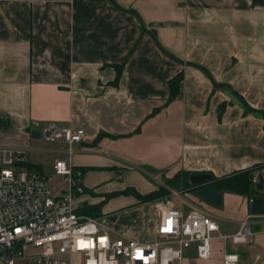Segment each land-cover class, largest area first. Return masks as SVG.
<instances>
[{
  "label": "crops",
  "instance_id": "obj_1",
  "mask_svg": "<svg viewBox=\"0 0 264 264\" xmlns=\"http://www.w3.org/2000/svg\"><path fill=\"white\" fill-rule=\"evenodd\" d=\"M115 1L137 12L178 60L159 50L134 14L108 0H0V144L33 150L31 141L39 138L32 130L51 123L83 129L71 159L88 169L85 193L74 206L92 218H99L88 215L103 200L99 192L134 187L147 193L164 185L160 177L180 171L221 177L264 164V0ZM179 72L178 94L167 102L168 80ZM50 143L53 161L65 155L64 143ZM115 174L121 182L100 185ZM166 187L173 209L170 198L181 193L186 199L175 210L200 207L223 236L235 234L247 218L257 231L252 245L214 239L209 259H198L191 246L176 264H223L224 252L237 253L238 264H264V214H250L246 195L219 191L220 204L212 205L193 186ZM124 200L123 210L100 209L101 217L130 209L137 216L131 233L113 223L112 237L161 240L156 209L146 224L139 214L150 204ZM75 258L72 264H81Z\"/></svg>",
  "mask_w": 264,
  "mask_h": 264
},
{
  "label": "built area",
  "instance_id": "obj_2",
  "mask_svg": "<svg viewBox=\"0 0 264 264\" xmlns=\"http://www.w3.org/2000/svg\"><path fill=\"white\" fill-rule=\"evenodd\" d=\"M83 135V129L56 123L42 128L41 138L66 145L51 173L29 160L28 147L0 144V264H72L74 257L81 264H176L191 246L198 259H209L214 239L229 240L234 246L253 244L257 231L248 218L235 234L223 236L210 214L195 205L180 213L166 196L154 204L159 218L155 231L161 240L112 237L110 217L79 215L74 206L85 193L81 172L71 159L73 144ZM151 178L158 181L157 175ZM248 202L252 204L253 198ZM238 262L237 253L224 252L223 264Z\"/></svg>",
  "mask_w": 264,
  "mask_h": 264
},
{
  "label": "trees",
  "instance_id": "obj_3",
  "mask_svg": "<svg viewBox=\"0 0 264 264\" xmlns=\"http://www.w3.org/2000/svg\"><path fill=\"white\" fill-rule=\"evenodd\" d=\"M108 1L115 8L121 11H127V12L134 14V16L137 18V20L140 22L142 26L143 32L144 31L148 32L151 35L155 45L159 48V50L167 54L169 57L175 60H178L177 57L171 54L168 50H166L160 44L154 30H147L145 28L144 23L142 22L137 12L131 9L122 8L115 0H108ZM137 43L138 42H136L134 46L131 48L128 56L135 49V47L137 46ZM124 62L125 61H123L121 64H116V76L114 80L111 82L113 85H117L119 81V77L123 69ZM182 79H183V74L182 72H179L178 74L174 75L172 78L168 80L169 94H168L167 102L173 100L175 96L178 94L180 82ZM153 113H155V110H153L151 114ZM101 135L102 134H100L97 137V139H99ZM37 167L39 166L37 165ZM77 168L81 172V175L84 173L86 169H88V167H77ZM263 169H264V164H255L249 168L238 170V171L232 172L231 174H228L225 176L216 177L212 175V183H214L217 186L219 191H227L231 193L246 195L248 198L252 197L253 203L250 206V210H249L250 214L263 215L264 214V189L257 190L256 182H255V179L258 177V174L262 173ZM189 174H190L189 171H180L177 174H175L172 178L164 179L163 184L170 188H174L175 186L190 187V185L187 182V176ZM193 189L196 191L197 187H194ZM169 193H170L169 189L163 185H159L157 189L152 190L147 193H140L134 187H126L123 190L111 191L104 195L105 198L102 200V202L88 208L89 210L88 215L93 216V217H101L102 215L100 213L101 211L100 209L102 208L105 200L117 194H124V195L131 194L135 198H137L139 203H148V202H152V200H155L156 198H159L161 196L162 197L166 196Z\"/></svg>",
  "mask_w": 264,
  "mask_h": 264
},
{
  "label": "rangeland",
  "instance_id": "obj_4",
  "mask_svg": "<svg viewBox=\"0 0 264 264\" xmlns=\"http://www.w3.org/2000/svg\"><path fill=\"white\" fill-rule=\"evenodd\" d=\"M31 142H32V147H34L36 149H33V150H29L28 151L29 160L32 163L40 164L41 165V168L40 169L43 172H45V173H51L52 172V167H51L52 164L51 163L53 161L54 154H52L51 152H49L46 149L49 148L52 143L44 140L41 137L39 139H32ZM37 148H40L41 150L38 151ZM144 176H145V178H146V180L148 182L155 184V181L151 177H149V176H147L145 174H144ZM159 179L164 180L165 178L164 177H160ZM111 181L121 182V179H119V177L117 176V174H115V177L111 178L110 180H108L106 182L101 183L100 185L103 186L107 182H111ZM106 193L107 192H104V193L101 194V192H99L95 196L101 197L103 195L102 197L104 199L105 198L104 195ZM179 194H180L179 196L172 195L171 198H170L172 200V203L175 205L174 208L177 209V210L180 209V206H182V204H183L181 197L183 199H186L185 196H182L181 195V193H179ZM128 196L131 197L133 195H131V194H129V195L117 194L115 196H112V197H110V198H108V199L105 200V202H104L105 204L103 205V207L106 206V205H108V209L115 210V211L116 210H119V209L120 210H123V209H125L127 207V206H125L126 200H124V199L125 198H128ZM163 197H165V196H163ZM163 197L161 196L159 198H156L155 200H152V202L141 203V204H150L149 206H145L141 210L142 213H143V215H140L138 213L139 216L144 220V222L146 224H148L151 221V219H152V212H154L152 208H154V204L157 202V200H161V198H163ZM181 208H183V207H181ZM130 211H131V209L128 212H126L124 214H121V216H117L116 217V221L117 222L115 221L116 222V226L118 228L121 227V226H124L125 227V230L123 232H126V233H131V228H134L135 227V226L133 227V223L135 221H138V220H136V217L137 216L135 215V213H131ZM114 214H115L114 216L117 215L116 213H114ZM108 216H111V215H108ZM114 216H112V217H114ZM117 218H118V220H117ZM112 225H113V223H112ZM112 231H113V227H112ZM114 231H115V229H114ZM118 234H120V233H118ZM75 259H78V261H79V258H75Z\"/></svg>",
  "mask_w": 264,
  "mask_h": 264
},
{
  "label": "water",
  "instance_id": "obj_5",
  "mask_svg": "<svg viewBox=\"0 0 264 264\" xmlns=\"http://www.w3.org/2000/svg\"><path fill=\"white\" fill-rule=\"evenodd\" d=\"M32 138H40V132L31 131ZM187 182L190 186L197 187L196 194L212 205H219L221 196L217 186L212 183V174L208 172H192L187 176ZM264 186V177L262 173L258 174L256 189L262 190ZM116 221V216L110 219L111 223Z\"/></svg>",
  "mask_w": 264,
  "mask_h": 264
}]
</instances>
